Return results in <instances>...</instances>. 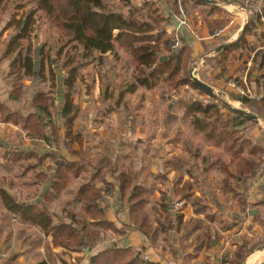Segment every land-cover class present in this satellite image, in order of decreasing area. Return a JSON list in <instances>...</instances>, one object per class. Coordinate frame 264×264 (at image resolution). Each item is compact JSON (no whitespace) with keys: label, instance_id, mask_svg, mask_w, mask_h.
Returning a JSON list of instances; mask_svg holds the SVG:
<instances>
[{"label":"trees","instance_id":"obj_1","mask_svg":"<svg viewBox=\"0 0 264 264\" xmlns=\"http://www.w3.org/2000/svg\"><path fill=\"white\" fill-rule=\"evenodd\" d=\"M25 1L33 3L34 8L30 13L20 14L19 10L24 7L22 4ZM143 1L137 3L134 0H17V6H13L12 0H0V62L2 60L11 62L7 80L12 85L8 99L0 102V121L18 127L29 139L44 138L57 148L67 147L66 156L59 152L53 153V157L57 159V166L48 171L42 169L43 161L48 154L42 155V150L36 146L18 147L16 150L8 151L4 157L8 167H18L24 174L33 170V180L25 185L29 189L33 186L38 189L34 194L22 198L14 192L15 185L8 182V189H5L2 182L0 202L1 206L16 216L21 223L34 226L50 235L55 247L68 251H78L82 248L92 251L104 240L106 232L123 234L131 229H138L148 237L154 247H158L159 230L150 224L146 211L147 189L144 185L137 184L133 170L119 166L114 172L115 183H110L105 180L111 164L107 158L102 157L98 162L92 163L85 160L83 153L72 149L74 144L82 147L86 137L84 128H76L80 111L74 103L72 92L77 83V76L95 64L100 68L111 65L113 59L117 57L118 50L129 56L134 82L124 86L126 89L119 93L114 87L106 84L103 75L99 74L101 106L106 114L116 112L126 94L134 93L138 88L157 89L162 100H170L172 103L179 100L184 107V118L192 122L194 129L202 134L206 143L220 147L231 155V164L234 166L232 177L236 184L238 178L250 176L260 160L264 161V139L258 143L249 139L255 127L253 120L229 108L223 100L192 82L190 73L192 66L205 55L203 53L195 55L190 47L192 42H188L187 37L181 32L179 33L181 47L174 52L168 50L170 45H173L175 35L169 36L165 27L171 25L168 21L171 19L177 21V17L180 16L179 3L187 13L201 7L202 22L208 26L213 36L221 33L229 24L227 19H220L224 17L225 11L219 6L198 3L195 0H167L161 3L157 0ZM214 1L221 5H237L251 12L246 32L213 59H205L210 68L220 67L218 73L225 77L232 62L237 60V51L253 49L250 37L255 36L257 27L263 24L264 0ZM7 6L13 9L8 16ZM36 14H41L49 28L56 29L59 34L54 47L48 53H44L43 47L35 48L29 41L39 22ZM5 17L7 18L4 19ZM11 29L16 30L14 36L4 38L5 33ZM214 38L219 42L212 46L211 50H216L229 40L228 37ZM25 42L29 44L26 45ZM178 50L180 52L175 56ZM54 52L57 59L60 62L62 60L61 68L67 74L65 80L61 81L64 101L58 107L55 106L56 92L47 91L45 88L47 82L45 61L51 60L50 54ZM37 53L40 55L38 67L35 65ZM108 54L112 55V58L108 57ZM163 58L166 60L163 61ZM253 62L256 69L262 68L264 49L257 51ZM199 76L201 82L210 85V81L206 80L209 76L206 71L199 72ZM26 79L37 81L36 84L39 85L33 98L32 93L29 94L30 99L27 97L28 89L25 88ZM49 79L52 83L56 82L57 77L53 71ZM225 82H229V79ZM240 85L244 88L243 83ZM93 86L94 79L88 87L89 91ZM184 89H192L208 100L200 98L184 100L179 96ZM174 93L175 98L172 97ZM247 95L245 93L238 96L231 93L230 98L240 102L244 108H249L252 114L258 115L264 121V93L251 99ZM111 102L113 104H110ZM59 109L62 110L61 115ZM165 114L167 121H174L177 118L168 108ZM95 120L97 121V117ZM46 128H49V136L45 133ZM258 153H261L258 159L247 156ZM70 157H77L80 160ZM84 173L88 174L87 177ZM73 179H82L83 184L68 194L67 192L72 190ZM99 182H103L105 189L97 187ZM114 188L118 190L120 212L124 210V204H127L129 211V225H125L121 230H117L114 224L107 221L108 207L100 204L102 192L112 191ZM190 189L191 187H184L182 192ZM261 190L264 194V186ZM63 195L67 196L61 201V206L64 219L68 222H55L48 205L58 202ZM189 197L190 195L186 194V198ZM178 218L181 221L182 217ZM256 248L257 246H249L248 242L236 245L234 257L224 264H243ZM88 264L152 263L141 261L138 254L129 248H107L103 252L93 253Z\"/></svg>","mask_w":264,"mask_h":264},{"label":"crops","instance_id":"obj_2","mask_svg":"<svg viewBox=\"0 0 264 264\" xmlns=\"http://www.w3.org/2000/svg\"><path fill=\"white\" fill-rule=\"evenodd\" d=\"M157 1L161 3L167 0ZM215 6L225 11L224 17L220 19L229 21L225 30L221 31L220 37H228L227 43H233L247 25L251 12L237 5H221L217 2ZM194 14L196 20L191 19L192 23H189L195 32L190 47L195 55L200 53L205 55L198 60V69L200 72L206 71L207 74L215 73L217 77L220 67L210 68L205 59L216 57L217 54L211 50V47L217 45L219 40L210 34L208 26L202 22L201 7L196 9ZM173 21V19L168 21L171 25L165 27L169 36L176 34ZM256 33L255 36L250 37L253 49L237 51V60L232 62L228 75L223 77L225 95L229 97L228 99L224 97L225 100L222 97L224 102L233 110L243 109L250 114H252L250 109L234 101L230 98V94L241 96L243 91L251 99L264 93V65L261 69H256L253 62L257 51L264 49V21L257 27ZM122 54L126 55L122 50H118L117 57L112 62L113 66H117V61ZM107 56L112 58L110 54ZM2 62L4 64L0 65V102L6 101L9 96V88L5 86L4 80L9 72L10 61L2 60ZM99 72L106 77L103 68ZM99 74L95 73L91 79L89 78L81 85L82 87L80 86L78 98L81 96V100L84 99V101H81L78 107L81 119L78 117L76 128H84L88 136L87 139L85 137L82 147L74 144L72 149L83 153L85 160L92 163L98 162L102 157L107 158L111 164L105 180L110 183H115L114 172L119 166L133 170L138 185H144L147 189L146 211L150 224L159 230L158 247H154L148 237L138 229H131L123 234L106 232L104 240L87 254L83 253L82 249L68 251L55 247L50 235L34 226L21 223L16 216L4 209L0 202V264H88L93 253L103 252L107 248L132 249L141 261L152 264H224L225 261L234 257L236 245L244 242H248L249 246H257V248L247 256L243 264H264V194L261 192L262 187L250 191L247 185L249 175L245 178H238L236 184L232 177L234 166L231 164V155L222 148L204 141L202 134L194 129L192 122L184 118V107L178 102L179 100L172 103L170 100H162L160 96L162 102L159 97L156 98L151 108L154 115L156 114L159 118L157 109H161L163 103L165 110L168 108L172 115L177 117L174 121H156L152 119L156 116L153 114V117L148 116L146 119V113L142 115L140 112V110L149 109L145 103V107L141 105L140 109L137 106L131 109L136 92L138 96L145 97L146 91L157 89L138 88L134 93L126 94L116 112L106 114L101 106L102 92ZM93 79L94 86L88 92V89H85L91 86ZM227 79L229 82L226 83ZM240 83H243L244 88ZM126 84L124 77H119L115 80V84L110 85L120 93L126 89L124 87ZM210 85L212 86L211 83ZM157 93H159L158 90ZM215 96L220 97L219 93ZM172 97L175 98L174 95ZM182 98L188 100L186 96ZM195 98L208 100L204 96ZM127 111L130 112L129 115L126 114ZM92 115L97 117V121H94L95 118L89 120V116L91 118ZM253 115L258 117V121H253L255 127L249 139L258 143L264 139V121L258 115ZM179 116L182 121H178ZM137 119L145 121H136ZM18 132L19 128L11 124H0V184L3 182L5 189H8L7 183L10 180L8 177L11 175L12 168L8 167L4 157L8 151L18 148L5 139H12V136ZM89 137L97 141L88 142ZM29 142L21 147L34 148L36 146L42 150V155L48 154L42 164V169L47 171V167H50L48 166L49 161L52 160L47 145L41 140H34L30 142L31 145ZM63 155L66 156V153ZM260 155L261 153L247 154L254 159H258ZM138 158H141L140 163L136 161ZM70 159L80 160L77 157H70ZM87 175L84 173L85 177ZM33 177V170L24 174V171L19 169L13 174V178L21 183L17 187V183L14 182V192L22 198L28 194H34L38 188L33 186L29 189L25 185L33 180ZM82 184V179H74L71 185L72 190L67 193L71 194V191L74 192ZM97 187L103 188V182H99ZM184 187H191V189L182 192ZM250 192L251 198H249ZM186 194L190 197L186 198ZM66 196L63 195L58 202L48 205L55 222H68L64 219L61 206V201ZM179 201L182 202V207L175 209L174 204ZM125 205L124 210L119 213H116L114 208L107 210V221L114 224L117 230L129 225V211L127 204ZM179 216L182 217L181 221H179ZM141 253L151 255L152 260H142Z\"/></svg>","mask_w":264,"mask_h":264},{"label":"rangeland","instance_id":"obj_3","mask_svg":"<svg viewBox=\"0 0 264 264\" xmlns=\"http://www.w3.org/2000/svg\"><path fill=\"white\" fill-rule=\"evenodd\" d=\"M134 1L137 2V3L142 2V0H134ZM12 4H13V6H17V0H12ZM22 5L24 7L21 8V10H19V13L20 14L30 13V11L33 10V8H34V4L31 3V2H29V1H27V2L25 1ZM7 8L8 9H6L7 10V14L6 15L8 16V15H10V13H12L11 11H13V9L10 8V7H8V6H7ZM194 13H195V10L191 11L190 13L185 12L186 20L188 21V23H192L191 19L193 21L196 20V19H194L195 16H196ZM6 18L7 17H5L4 19H6ZM36 19H38L39 22H38V25L35 27V33H34V35H32V37L30 38L29 41H30V43H32V45L35 48L36 47H43L44 53H48L51 50V48L54 47V44H55V42L57 41V39L59 37V34H58V32H57L56 29H50L49 28L48 24L46 23L45 19L43 18V16L41 14H36ZM198 19H200L199 16H198ZM192 27H193V25H192ZM14 33H16V30L11 29L7 33H5L4 36H6V38H8L11 35L14 36ZM25 44L28 45L29 42H25ZM34 54H35V50H34ZM45 57H47V56L45 55ZM38 59L40 61V55H39V58ZM50 59L51 60H46L45 61V65H46L45 66V75L47 77V82H46L45 88H46L47 91L52 90V91L56 92V100H57V102L55 103V106L58 107L59 102H58L57 91H58L59 85L61 84V81H60L59 77L62 74H64V75H67V74H66V71H64L61 68V66H62L61 65L62 60L60 62L57 59V56H56V53L55 52L50 54ZM129 59L130 58H129V56L127 54L126 55H123L122 54V57L119 59V61H117V66H113L111 64V65L106 66V67L103 68L104 71L106 72V75H105L106 77H104V80L106 81V84H109V85L110 84L111 85L112 84H115V80L118 79L119 77H124V79L126 80V83H127L126 86H129V85H131L134 82L133 69L129 66V63H130ZM5 61H7V60H5ZM3 62L1 61L0 62V65H3L4 64ZM57 62H59V63L57 64ZM5 63H7V62H5ZM197 63L199 64V61L195 62L194 65L195 64L197 65ZM101 70H102V68H100L97 64H95V65L87 68V70L85 72L84 71H81L78 74V76H77V78H78L77 79V83H76V86L74 88V91L72 92V95L74 96V103H75V105L77 107H79V105H81V101H84V99L81 100V96L78 98V95H79L80 90H81V87H82L81 85H83L85 83V81L88 80L89 78L91 79L95 75V73H98L99 74L100 73L99 71H101ZM9 71H10V68H9ZM51 71H53L56 74L57 79H56V82L55 83H52L51 80L49 79L51 77ZM197 72H198L197 73V77L201 78V76H199V72L200 71H199L198 67H197ZM6 75L8 76V74H6ZM208 75L209 76L206 78V80L207 81H210V83L212 84V86L211 85H208V86L212 87L214 89V92L215 93H219V96H220V97H218L219 99L223 100L224 97L226 99H228L229 97H227L225 95L226 89H225V87H223V77H221V74L218 73V78L215 77L216 76L215 73H208ZM36 83H37V81H33L31 79H26L25 80V88L28 89L27 90V97H29V99L31 98L29 96V94L32 93L33 88H34V85L37 86ZM4 84H5V86L7 85V87L9 88V91H8V94H9L10 91H11V89H12V85L8 82L7 78H5ZM44 85H45V83H44ZM37 87H39V85ZM50 87H53V88H50ZM87 89H88V92H89V88H86L85 90H87ZM85 90H82V92H84ZM152 90H154V89H152ZM36 91H37V89H36ZM174 96H176L175 93H174ZM179 96L180 97L186 96L189 99L190 97L191 98L192 97L195 98L197 96H200V94L196 93L194 90H183L181 92V95H179ZM158 97L161 100L159 93H157V90H154V91H146L145 97L138 96V93L136 92L135 93V97L133 98V101H132L133 104H131V109L135 108V106H137L140 109V108H142L141 105H143L145 107V105H144V103H145L146 104V107L149 106V109L148 110L146 109V111H144L145 109H143V111L140 110V112L142 113V115H144L146 113V119H147L148 116H152V114L154 115L153 109H151V108L153 107V104L156 102V98H158ZM222 97H223V99H222ZM32 98H33V95H32ZM134 99H135V101H134ZM161 102H162V100H161ZM164 107H165V105L163 106V103H162L161 109H159V108L157 109V114L160 117L158 118V116L155 114L156 116L154 115L155 118H152L153 120H156V121H167L168 120L166 114H164V111H165V108ZM126 114L129 115L130 112L127 111ZM79 118L81 119V117H79ZM93 118H95L94 115H92L91 118L89 116V120L90 119H93ZM46 121H47V123L49 122L48 120H46ZM136 121H145V120L144 119H140V120L137 119ZM148 121H149V119H148ZM178 121H182V118L180 116H179V120ZM0 124H4V123H2L0 121ZM16 128H18V127H16ZM45 131H46L45 133L49 136L50 135L49 128H46ZM87 136H86V139H87ZM38 140L43 141L47 145V150L51 154L50 157H51L52 160L49 161L48 166H50V167H47V171L48 170H51V169H54L57 166L56 165L57 159H55L53 157V153L59 152L61 155H63L65 153L67 147H63L62 146L61 148H57V147L53 146L52 144H49L47 141H45L44 138H41V139H38ZM90 140L93 141V142L97 141V139H93V138L89 137L88 142H90ZM5 141H7L8 143L14 144V146L21 147L22 145L28 144L27 142H29V141L30 142H33L34 139H29L28 136L26 134H24L19 129V132L16 133V134H14L12 136V139L11 138H6ZM30 142H29V144L31 145ZM217 150H219V149H217ZM136 161L138 163H140L141 162V158H138ZM260 163H262L261 160H260ZM18 170H19L18 167H13L11 169V175L8 177L10 179L8 182L12 183L13 185L15 184L14 182H16L17 183V187L20 186V183L21 182L15 180L13 178V174H15L16 172H18ZM250 176L248 177V179L250 178ZM72 181H74V179ZM114 182H115V178H114ZM136 182H137V180H136ZM247 185H248V181H247ZM104 189H105V187H104ZM104 201H106L107 203L105 204ZM100 204H102L104 207H108V209L109 208H114L116 210V213H119L120 210H121V208L118 205V190H117V188H114L112 191L111 190L110 191H105L104 190L102 192V200H101V203ZM181 205H182V202L179 201V202H176L174 204V207H175V209L176 208L177 209H180V207H182ZM125 206L126 205L124 204L123 207H125ZM81 251L83 252V249ZM83 253H86L87 254L88 251L83 252Z\"/></svg>","mask_w":264,"mask_h":264},{"label":"water","instance_id":"obj_4","mask_svg":"<svg viewBox=\"0 0 264 264\" xmlns=\"http://www.w3.org/2000/svg\"><path fill=\"white\" fill-rule=\"evenodd\" d=\"M195 1H197L198 3L210 4V5H216V4H217V2H216V1H213V0H195ZM173 25H174V28H175V29H177L178 31H180L181 33H183V34L187 37L188 42H192V41H193V39L191 38V35H190V33L188 32V30H187L184 26L180 25V23H179L178 21H174V22H173ZM247 27H248V24L243 28L242 33H241L242 35L246 32ZM231 44H232V43H226V44H224V45L218 47L216 50H214V53H215V54H219V53L223 52L224 50H226L227 48H229V47L231 46ZM179 52H180L179 50L176 51L175 56H176ZM38 58H39V54L37 53V54H36V62H35L36 67L39 66V59H38ZM162 60L165 61L166 58H163ZM196 68H197V65H194L193 68H192V74H191V80H192V82H193L195 85H197L198 87H200L201 89L207 91L209 94L217 95L218 93H215V92H214V89H213L212 87L206 85L205 83L201 82V81L198 79V77H197V73H198V72L195 71ZM64 80H65V75L62 74V75L60 76V81L63 82ZM36 89H37V86L34 85V88H33V91H32V95H33V97H34V95H35V93H36ZM57 95H58V102H59V105H61V104L63 103V101H64V89H63V85H62V83L59 85V88H58V91H57ZM234 110H235L236 112L240 113L241 115L246 116V117L249 118L250 120L258 121V117H257V116H255V115H253V114H250V113H248L247 111H245V110H243V109H234ZM61 112H62V110L59 109V115H61ZM59 121H60V119H59ZM0 143H1V142H0ZM6 147L8 148L7 145H6ZM45 190H46V189H45ZM45 190H44L43 194L45 193Z\"/></svg>","mask_w":264,"mask_h":264},{"label":"built area","instance_id":"obj_5","mask_svg":"<svg viewBox=\"0 0 264 264\" xmlns=\"http://www.w3.org/2000/svg\"><path fill=\"white\" fill-rule=\"evenodd\" d=\"M179 8H180V16H178L176 20L180 23V25L184 26L188 30L191 37L192 36L194 37L195 32L191 28L188 21L186 20L185 12H184L183 8L181 7L180 3H179ZM179 33H180V31H178L176 29V34L174 37L173 45H170V47H169L170 49H168V50L174 52L175 50L179 49V47H181L182 40H181V36L179 35ZM219 36H220V33H216L213 37H219ZM195 71L197 72V68ZM191 74H192V71H191ZM241 94L245 95V93L243 91L241 92ZM247 181H248V188L250 189V191L251 190H258L264 186V161H262V163H260L254 169L252 175L250 176V178ZM249 198H251V192L249 194ZM82 249H83V252H86V251L90 252L89 249H87V248H82ZM140 257L144 261H151L152 260L151 255L146 254V253H141Z\"/></svg>","mask_w":264,"mask_h":264},{"label":"flooded vegetation","instance_id":"obj_6","mask_svg":"<svg viewBox=\"0 0 264 264\" xmlns=\"http://www.w3.org/2000/svg\"><path fill=\"white\" fill-rule=\"evenodd\" d=\"M59 79H60V77H59Z\"/></svg>","mask_w":264,"mask_h":264}]
</instances>
